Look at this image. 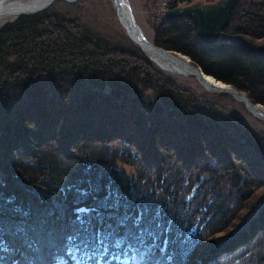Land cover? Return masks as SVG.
<instances>
[{
	"label": "trees",
	"instance_id": "trees-1",
	"mask_svg": "<svg viewBox=\"0 0 264 264\" xmlns=\"http://www.w3.org/2000/svg\"><path fill=\"white\" fill-rule=\"evenodd\" d=\"M240 2L264 20V0ZM236 11L219 41L187 15L158 18L155 40L264 106L263 35L235 34ZM81 20L43 9L0 25L4 264H264V128Z\"/></svg>",
	"mask_w": 264,
	"mask_h": 264
},
{
	"label": "rangeland",
	"instance_id": "rangeland-1",
	"mask_svg": "<svg viewBox=\"0 0 264 264\" xmlns=\"http://www.w3.org/2000/svg\"><path fill=\"white\" fill-rule=\"evenodd\" d=\"M24 1L26 2L32 0H24ZM128 1L130 3L132 12L136 18V22L140 27H142V29H144L146 36L149 38V40L156 44L157 41L155 40V35H156V31L158 30L157 29L158 20L163 15H165L164 11L166 9L182 4V3H177L175 5H170L168 0H128ZM195 1H201V0H194L193 2ZM202 2L207 3L212 1L202 0ZM235 6L232 9L236 8L237 11L229 22L231 29L232 27H234L235 30L234 29L233 30L235 34L236 33L243 34L245 32H250V31L254 33L262 34L263 36L261 37L254 36V40L252 43L256 42L258 45H264V24H263L264 20L260 21L253 19V22L250 23L251 20L249 18L250 14L249 12L246 13L247 11L246 4L242 5V3L239 0ZM43 9L55 10L61 13L69 12L72 14L80 15V17L82 18L81 23L83 27L86 28L87 31L89 30L92 33H95L96 35L107 40L112 45V47L114 46L122 47L126 50H129L126 51L128 53H132L133 51L139 53V51H141L162 72L175 78L177 82L183 85L184 87L185 86L191 87L200 97H202L204 101L210 103V105H213L214 107L212 109H214L215 111L220 112L221 114L229 117L230 119H233L234 121L245 123L250 126H254L258 128H264V120H260L256 118L252 113H250L246 108V104L242 101H239L233 93L228 91L220 92L206 88L199 81L197 74L173 73L163 69V67H161L155 61V59H153L152 56L149 54V52L145 48L146 45H142L137 39H134L133 36L129 33L128 29L123 25L119 16L117 15L118 13H116V4L113 2V0H73V1L52 0L49 3H47L43 7ZM43 9L35 8L29 10L28 8L27 10H25L26 12L21 11L15 13V15L14 14L8 15V17H6L4 21L1 20L0 25L6 20L13 19L20 14L39 12ZM227 26L228 23L226 27ZM225 28L221 30V33ZM219 37H217L214 40V42L219 41L220 40ZM158 38L160 39L161 36H159ZM171 51L176 52L175 54L177 55L179 54L182 56L184 55L186 57L188 56L187 59H189L190 63L201 68V66L194 63V61L190 58L189 55H186L181 51H177V50H171ZM216 78L224 83H227L228 86L231 87L232 84H230L229 82H226L218 77ZM232 87L237 89L238 91H242L233 85ZM260 105L263 106L262 104ZM263 191L264 188H260L258 193L260 192L262 193ZM231 229H235V228H231ZM225 237H226L225 233H220L216 237V239L207 242L204 246L200 248L198 252V257H200L204 253V251L207 250L210 247V245H212L210 244L211 242L216 243L219 240H223Z\"/></svg>",
	"mask_w": 264,
	"mask_h": 264
},
{
	"label": "water",
	"instance_id": "water-1",
	"mask_svg": "<svg viewBox=\"0 0 264 264\" xmlns=\"http://www.w3.org/2000/svg\"><path fill=\"white\" fill-rule=\"evenodd\" d=\"M238 1L239 0H216V1L207 2V3L202 2V1H195L190 4L179 5V6H175L172 8H168L164 11V13L168 19H172L175 17L184 16V15L192 17V19L194 20L196 24L197 32H198L200 39L206 43H212L217 37L220 36L221 30L226 27L228 20H229L230 12ZM115 4H118L119 7L124 8L127 14L125 17V21L122 20L121 15L118 14L120 16V20L127 29L132 28L133 32H135L136 39L142 45L148 44L149 46L153 48H159V50L163 51L162 47H158V46L156 47L155 44H153L151 41L149 42L147 38L142 34L141 27L136 22V18L132 12V9H131V6L128 0H118L117 3ZM45 5H42L36 8L43 9ZM165 50L166 49H164V51ZM194 69L195 71H192L193 73L196 72L198 75L202 77L205 76V71L202 70L200 67L199 69L194 67ZM224 89L225 91L233 93L236 97L239 94L241 95L240 98L242 99H245L246 97L242 91H238L237 89L233 87H229L228 89L224 88ZM75 209L83 210L85 209V206L79 205V206H76Z\"/></svg>",
	"mask_w": 264,
	"mask_h": 264
},
{
	"label": "bare ground",
	"instance_id": "bare-ground-1",
	"mask_svg": "<svg viewBox=\"0 0 264 264\" xmlns=\"http://www.w3.org/2000/svg\"><path fill=\"white\" fill-rule=\"evenodd\" d=\"M52 0H32V1H24V0H0V22L1 20L4 21L8 15H15L17 12L25 11L29 8V10L40 7L42 5H45L49 3ZM73 1V0H70ZM118 0H113L114 3H117ZM202 1V0H201ZM193 3V2H192ZM186 5V4H185ZM179 6V5H178ZM26 12V11H25ZM116 13L121 15L122 20L125 21L126 12L123 7H119L118 4H116ZM128 13V12H127ZM117 14V15H118ZM119 16V15H118ZM13 17V16H12ZM120 18V16H119ZM8 19V18H7ZM131 28V27H129ZM131 34H133V38L135 37V32H133L132 28L128 29ZM142 34L147 38V40L150 42L149 38L146 36V33L144 29L141 27ZM153 43V42H152ZM158 46L156 43H153ZM160 47V46H158ZM147 51L152 56L153 59L161 66L163 69L168 70L173 73H183V74H197L196 72L193 73L192 71H195L194 67L199 69V67L193 65L190 63L189 59H187L186 56L177 55L176 52H172L171 50H165V48H162L163 51L159 50V48H153L146 44ZM147 52V53H148ZM191 71V72H190ZM198 75V74H197ZM199 81L203 86H205L208 89L216 90V91H225L224 88H229L227 83H224L220 80H218L216 77L205 73V76L202 77L198 75ZM232 87V86H231ZM244 93V92H243ZM245 95V93H244ZM246 96V95H245ZM241 95H237V99L239 101H242L246 104V107L248 110L258 119L264 120V107L261 106L258 103H253L247 96L245 99L240 98ZM241 103V102H239ZM76 210V209H75ZM88 209L85 207L83 210H76L77 212L81 211H87Z\"/></svg>",
	"mask_w": 264,
	"mask_h": 264
},
{
	"label": "snow or ice",
	"instance_id": "snow-or-ice-1",
	"mask_svg": "<svg viewBox=\"0 0 264 264\" xmlns=\"http://www.w3.org/2000/svg\"><path fill=\"white\" fill-rule=\"evenodd\" d=\"M74 238L73 237H68L69 242H71ZM116 246L119 247L121 243H123V240L120 238H117L116 241ZM8 249L4 245V239L2 233H0V261L3 262L4 264V257H3V252L7 251ZM114 259H118V257L114 256ZM93 261L90 257H82L77 261V264H93ZM95 264L97 262L95 261ZM141 264H148V262H141Z\"/></svg>",
	"mask_w": 264,
	"mask_h": 264
}]
</instances>
